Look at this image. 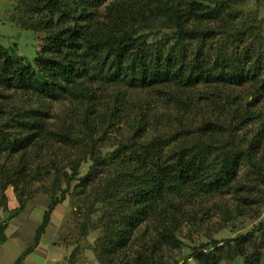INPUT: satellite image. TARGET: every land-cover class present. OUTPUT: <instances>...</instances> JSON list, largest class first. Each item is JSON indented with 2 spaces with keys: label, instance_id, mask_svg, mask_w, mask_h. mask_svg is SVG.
Masks as SVG:
<instances>
[{
  "label": "trees",
  "instance_id": "1",
  "mask_svg": "<svg viewBox=\"0 0 264 264\" xmlns=\"http://www.w3.org/2000/svg\"><path fill=\"white\" fill-rule=\"evenodd\" d=\"M238 1L18 0L13 22L43 43L28 59L0 42V201L11 186L10 219L43 185L34 244L72 190L81 229L105 233L101 264H261L264 223L225 250L180 238L183 224L203 223L206 199L229 219L227 194L239 216L264 204V48L251 41L258 25L231 9Z\"/></svg>",
  "mask_w": 264,
  "mask_h": 264
},
{
  "label": "rangeland",
  "instance_id": "2",
  "mask_svg": "<svg viewBox=\"0 0 264 264\" xmlns=\"http://www.w3.org/2000/svg\"><path fill=\"white\" fill-rule=\"evenodd\" d=\"M17 5L18 0H0V42L15 44L19 54L30 59L34 57L36 50L43 43L42 35H35L33 31L24 30L13 22V18L18 17ZM232 8L258 25V30L252 35L251 41L257 42L256 45H260V48L263 49L264 0H240L233 4ZM2 19L5 20V24H1ZM161 37L164 36L162 34L150 35L148 42ZM241 89L242 87H236L237 92H240ZM242 94L245 95V92ZM251 99V96L248 95V100ZM59 107L62 106H59L58 103L54 104L55 113L59 112ZM123 130L124 126L119 125L118 131L123 132ZM114 148V145L108 146L103 149V153ZM87 168L88 163L81 165L79 172L81 176L86 173ZM245 171L246 168L240 170L241 183L248 180ZM245 188L247 187L243 184L241 189L246 191ZM5 195L7 197L6 204L4 205L0 201V222L7 221L8 226L4 231L6 240L0 243V264H101L96 254L98 246L96 243L101 239L104 240L105 233L101 227L92 228V224L89 223H85L86 230L81 229V225L84 224L82 221L84 209L80 210V198L72 190L71 193H67L62 202L54 207L50 215V222L36 244H34L35 231L49 203V196L45 188L41 183L33 182L30 185V193L24 195L26 202L18 210L17 215L10 219L8 218L10 210L18 207V202L11 186L5 190ZM224 200L229 203L231 215H233L231 219L225 215L222 209L214 205V201L206 199L208 202L206 217H201V213L198 215L204 218L203 223L201 225H196L194 222L185 223L181 227L180 238L185 244L197 246L203 243L206 245L210 240H218V244L223 246L222 250H225L228 239L234 238L239 233H244L254 225L264 223V204L259 202L255 205L249 204L246 208L254 206L255 214L253 215L250 209L248 210L250 213L239 216L238 209H235V205L237 206L239 202L236 203L235 200H232L231 194H227ZM6 205L7 209L4 208ZM91 218L93 221H97L99 217L93 214ZM30 247H32L31 251L22 256L23 252ZM184 249L188 253L187 245ZM203 250L206 251V249ZM262 251L264 253V247ZM19 257H21L20 262L17 261ZM182 260L179 264H196L192 258ZM217 264L238 263L230 262L228 256ZM261 264H264V256Z\"/></svg>",
  "mask_w": 264,
  "mask_h": 264
}]
</instances>
